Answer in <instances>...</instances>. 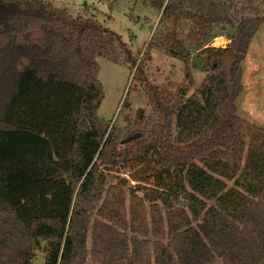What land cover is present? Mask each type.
Instances as JSON below:
<instances>
[{
    "label": "trees",
    "instance_id": "1",
    "mask_svg": "<svg viewBox=\"0 0 264 264\" xmlns=\"http://www.w3.org/2000/svg\"><path fill=\"white\" fill-rule=\"evenodd\" d=\"M129 1L161 12L148 59L160 50L206 74L192 93L149 80L146 61L92 5L72 13L50 0H0V264H33L38 252L42 264H264V126L238 110L264 13ZM221 34L228 43L212 45ZM98 58L134 70L147 99L121 140L97 114ZM125 170L139 175L154 234L167 227L152 258L103 230L88 248L90 210L107 177Z\"/></svg>",
    "mask_w": 264,
    "mask_h": 264
},
{
    "label": "rangeland",
    "instance_id": "2",
    "mask_svg": "<svg viewBox=\"0 0 264 264\" xmlns=\"http://www.w3.org/2000/svg\"><path fill=\"white\" fill-rule=\"evenodd\" d=\"M50 1L58 6H67L72 13L82 11L87 4L95 7L94 12L98 19L120 34L138 54V58L146 61L148 78L154 83L170 84L171 88L184 85L190 94L200 86L206 76L190 63L175 59L160 50H153L148 59L143 45L148 42L151 32L156 28L161 12L149 7L138 9L135 7L131 10L129 0ZM109 1L113 3L112 9ZM208 3L217 5L223 12L264 13L263 0H208ZM136 19L138 23L134 22ZM149 25H152L151 30L148 28ZM227 30L233 31L230 27H227ZM225 42H228V39L224 35L214 39L212 45L219 46L220 43L224 45ZM98 62V77L103 85L104 96L97 114L107 123L109 122V126L116 127L117 138L121 140L136 128L134 117L137 109L148 108L147 99L137 81L133 79L134 70L129 73L123 65L104 58H98ZM243 81V91L238 100L239 113L246 119L264 126V27L259 30L251 43L243 65ZM126 91H129L128 102L122 107ZM141 187L136 171L125 170L107 177L100 198L90 210L88 248L94 230H103L113 236L123 237L127 240L131 251L143 253L151 258L154 242L167 241L166 225H164L165 236L160 238L153 232L150 207ZM0 207V213H3L4 205ZM36 256L33 264H42L43 254L38 252ZM90 262L88 256L87 264ZM211 264H220V259H215Z\"/></svg>",
    "mask_w": 264,
    "mask_h": 264
},
{
    "label": "crops",
    "instance_id": "3",
    "mask_svg": "<svg viewBox=\"0 0 264 264\" xmlns=\"http://www.w3.org/2000/svg\"><path fill=\"white\" fill-rule=\"evenodd\" d=\"M220 36H224V35H219V36H217V37H220ZM217 37H216V38H217ZM226 43H228V42H225V44H226Z\"/></svg>",
    "mask_w": 264,
    "mask_h": 264
},
{
    "label": "built area",
    "instance_id": "4",
    "mask_svg": "<svg viewBox=\"0 0 264 264\" xmlns=\"http://www.w3.org/2000/svg\"><path fill=\"white\" fill-rule=\"evenodd\" d=\"M213 43V42H212ZM220 45H221V43H220Z\"/></svg>",
    "mask_w": 264,
    "mask_h": 264
}]
</instances>
